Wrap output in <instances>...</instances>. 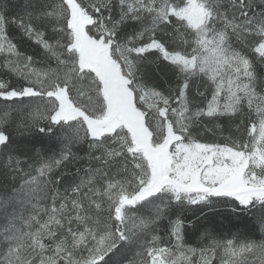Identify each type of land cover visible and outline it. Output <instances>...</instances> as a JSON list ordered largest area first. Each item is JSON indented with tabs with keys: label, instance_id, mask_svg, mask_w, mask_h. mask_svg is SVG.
I'll return each instance as SVG.
<instances>
[{
	"label": "snow or ice",
	"instance_id": "6c2138e0",
	"mask_svg": "<svg viewBox=\"0 0 264 264\" xmlns=\"http://www.w3.org/2000/svg\"><path fill=\"white\" fill-rule=\"evenodd\" d=\"M214 262L264 264V0H0V264Z\"/></svg>",
	"mask_w": 264,
	"mask_h": 264
},
{
	"label": "trees",
	"instance_id": "16d2710c",
	"mask_svg": "<svg viewBox=\"0 0 264 264\" xmlns=\"http://www.w3.org/2000/svg\"><path fill=\"white\" fill-rule=\"evenodd\" d=\"M17 11H19V9H17ZM11 35H15V33L14 32H12V33H10Z\"/></svg>",
	"mask_w": 264,
	"mask_h": 264
},
{
	"label": "rangeland",
	"instance_id": "374dc122",
	"mask_svg": "<svg viewBox=\"0 0 264 264\" xmlns=\"http://www.w3.org/2000/svg\"><path fill=\"white\" fill-rule=\"evenodd\" d=\"M214 264H215V262H214Z\"/></svg>",
	"mask_w": 264,
	"mask_h": 264
}]
</instances>
